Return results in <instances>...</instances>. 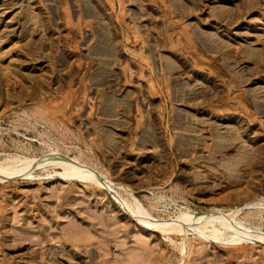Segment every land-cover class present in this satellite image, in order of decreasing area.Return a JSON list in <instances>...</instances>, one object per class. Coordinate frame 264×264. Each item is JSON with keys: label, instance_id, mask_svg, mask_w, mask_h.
I'll return each instance as SVG.
<instances>
[{"label": "rangeland", "instance_id": "obj_1", "mask_svg": "<svg viewBox=\"0 0 264 264\" xmlns=\"http://www.w3.org/2000/svg\"><path fill=\"white\" fill-rule=\"evenodd\" d=\"M0 264H264V0H0Z\"/></svg>", "mask_w": 264, "mask_h": 264}, {"label": "bare ground", "instance_id": "obj_2", "mask_svg": "<svg viewBox=\"0 0 264 264\" xmlns=\"http://www.w3.org/2000/svg\"><path fill=\"white\" fill-rule=\"evenodd\" d=\"M55 161V160H54ZM51 162H53V161H51ZM51 162H49V164H52ZM59 162V161H58ZM27 163V162H26ZM48 163V162H47ZM57 164H60V166H62V168L65 170L64 171V178H75V179H81V180H89V181H91V182H93L96 186H98V187H100V188H106L107 187V185L109 184V183H106V181H104V180H102L103 178H98V176H96L94 173H92V172H90V171H87L86 169H84V168H80V167H78L77 165H73V164H71L70 162H68V161H62V162H59V163H57ZM46 165V164H45ZM49 166V165H48ZM10 167V166H9ZM9 167L7 168V169H5L4 170V172H5V174H6V176L7 175H12V174H10V169H9ZM4 174V175H5ZM8 177V176H7ZM6 178V177H5ZM139 210V209H138ZM138 213H141V211L140 212H138ZM181 215V214H180ZM212 215V214H211ZM218 216V215H217ZM216 216L214 215V218L213 217H210V215L209 216H195V215H191V214H185V215H183V217H182V219H187V222H188V220H189V218L190 219H192V222L194 221V224H195V222H197V223H200L199 224V226L201 225V223L203 222V223H205L206 225H215V223L217 222V223H219V226L220 227H222V228H227L226 230H228V229H230V230H232V227H231V225L230 224H233V223H231L230 222V224L228 223V222H226L224 219H221L220 218V220H219V218H218V220L215 218ZM221 217V216H220ZM148 217H146V216H143V215H141V214H138V217L136 218V219H138L139 220V222H140V224H145V223H147L148 225H149V223L148 222H150V219L148 218ZM151 222H152V220H151ZM150 222V223H151ZM186 222V223H187ZM191 222V223H192ZM152 223H154V222H152ZM196 223V224H197ZM185 224V223H184ZM205 224H202L203 226L205 225ZM152 225V224H151ZM182 224L180 223V221L178 220L175 224H173V225H171V227H175V228H166V232H168V231H174V230H176V226H181ZM153 226H155V224L153 225ZM233 226H234V224H233ZM156 227V226H155ZM158 227V226H157ZM240 228V227H239ZM241 228H242V226H241ZM243 229V228H242ZM157 230V229H156ZM161 230V229H160ZM244 231V230H243ZM163 232V231H162ZM236 232V231H235ZM245 233L247 232V230L246 231H244ZM243 232V233H244ZM237 233V232H236ZM239 233V232H238ZM242 233V234H243ZM240 234V233H239ZM247 234V233H246ZM245 235V234H244ZM253 236V235H252ZM245 237H246V235H245ZM253 238H255V237H253ZM254 240V239H253ZM255 241V240H254Z\"/></svg>", "mask_w": 264, "mask_h": 264}]
</instances>
